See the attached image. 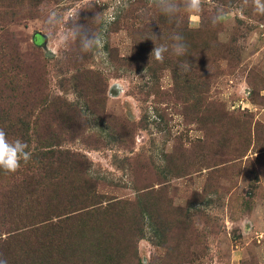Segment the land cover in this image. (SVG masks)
<instances>
[{"label": "rangeland", "instance_id": "374dc122", "mask_svg": "<svg viewBox=\"0 0 264 264\" xmlns=\"http://www.w3.org/2000/svg\"><path fill=\"white\" fill-rule=\"evenodd\" d=\"M175 33L187 54L156 61ZM0 128L31 153L0 170L8 264H63V221L79 220L100 240L96 264H264L251 0H202L173 22L153 0H0Z\"/></svg>", "mask_w": 264, "mask_h": 264}, {"label": "clouds", "instance_id": "9594fccd", "mask_svg": "<svg viewBox=\"0 0 264 264\" xmlns=\"http://www.w3.org/2000/svg\"><path fill=\"white\" fill-rule=\"evenodd\" d=\"M153 4L157 12L166 17L169 22H173L181 10L194 13H199L202 10V0H153ZM251 6L257 14L264 15V0H251ZM170 40L172 41L170 45H155L150 55L154 56L156 61L162 63L165 58L164 54L169 51L176 57L187 54V45L181 34L175 33ZM99 43L98 35H94L90 40L86 39L83 44V53H90ZM178 68L185 73L190 71L189 64L182 63ZM27 148V143L22 140L17 139L14 142H9L6 132L0 128V170L6 174L17 172L22 161L27 163L31 159V153L26 150ZM0 264H8V262L6 259L0 258Z\"/></svg>", "mask_w": 264, "mask_h": 264}, {"label": "trees", "instance_id": "16d2710c", "mask_svg": "<svg viewBox=\"0 0 264 264\" xmlns=\"http://www.w3.org/2000/svg\"><path fill=\"white\" fill-rule=\"evenodd\" d=\"M63 222H65V226L63 227L65 228L64 245L69 251V253L66 252L65 255H63V264H69L70 261L71 264H83L85 261H89L91 264H96L98 252L101 248L100 240L98 236L92 238V236L87 234L89 230L90 233H92L94 231V227L91 226L87 230L84 220H79V222L75 224H73L74 222L69 224H66L67 221ZM104 246L105 244L102 245V248ZM110 259L111 258H109V261ZM109 261L106 260V263L108 264Z\"/></svg>", "mask_w": 264, "mask_h": 264}, {"label": "water", "instance_id": "95a60500", "mask_svg": "<svg viewBox=\"0 0 264 264\" xmlns=\"http://www.w3.org/2000/svg\"><path fill=\"white\" fill-rule=\"evenodd\" d=\"M35 40H36L37 42H39L40 39H39V37L36 36V37H35Z\"/></svg>", "mask_w": 264, "mask_h": 264}]
</instances>
